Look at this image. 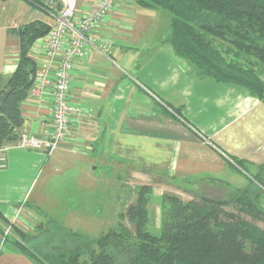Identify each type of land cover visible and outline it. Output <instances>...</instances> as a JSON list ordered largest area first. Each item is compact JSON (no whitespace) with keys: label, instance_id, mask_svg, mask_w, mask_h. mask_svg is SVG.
<instances>
[{"label":"crops","instance_id":"1","mask_svg":"<svg viewBox=\"0 0 264 264\" xmlns=\"http://www.w3.org/2000/svg\"><path fill=\"white\" fill-rule=\"evenodd\" d=\"M77 1L85 11L97 0ZM113 1L93 35L109 50H90L73 62L71 102L77 112L69 140L53 152L22 149L18 142L0 149V212L25 233H36L35 225L50 219L61 222V211L50 208L64 207V197H53L49 186L70 160L106 159L130 166L150 182L156 175L169 177L177 192L194 186L191 192L219 195L223 188L250 186L264 166V102L244 87L200 78L189 62L176 57L167 37L159 35V24H152L161 16L169 27L172 17L166 11L142 8L136 0L131 5ZM66 3L0 0L1 76H10L19 62L20 41L13 31L33 21L52 28ZM44 52L41 38L29 53L39 71ZM55 66L44 93L22 103L20 135L50 137ZM260 80L264 83V72ZM0 264L35 263L0 248Z\"/></svg>","mask_w":264,"mask_h":264},{"label":"trees","instance_id":"2","mask_svg":"<svg viewBox=\"0 0 264 264\" xmlns=\"http://www.w3.org/2000/svg\"><path fill=\"white\" fill-rule=\"evenodd\" d=\"M136 4L171 14L166 42L200 78L244 87L264 102V0ZM50 30L44 22L33 21L13 31L20 41V58L10 76L0 75V149L20 139L22 103L39 71L29 53ZM152 193L150 186L140 187L128 207L123 220L131 229L120 224L97 239L67 233L52 219L36 233L14 227L17 237H4V225L11 224L0 212L1 252L23 254L35 264H264V229L244 217L264 219V166L253 176V184L232 189L226 197L207 192L187 201L163 194L156 233L149 227Z\"/></svg>","mask_w":264,"mask_h":264},{"label":"rangeland","instance_id":"3","mask_svg":"<svg viewBox=\"0 0 264 264\" xmlns=\"http://www.w3.org/2000/svg\"><path fill=\"white\" fill-rule=\"evenodd\" d=\"M131 5V0H118ZM130 2V3H129ZM136 4V1H134ZM171 15L169 12H162ZM167 22L161 19L160 22L153 20V25L159 24L157 29L160 36H169ZM155 30V29H153ZM91 163L90 160H70L66 163L61 173H54L50 180L49 188L53 190V197H64V207H52L50 210L61 211V222H59L67 233L84 235L90 239H97L103 233L118 229L120 224L131 229V225L124 221L128 207L135 203L140 187L150 186L152 188L151 203L149 206L150 229L156 233L161 222V197L163 194L170 193L181 196L184 200H190L200 194H207V191H194V186L189 187V191H176L175 182L169 177L156 175L150 182L147 178L139 175V172L130 166L113 163L104 160L103 163ZM244 171V170H243ZM245 172V171H244ZM196 187L195 189H198ZM200 189V188H199ZM179 190V189H178ZM231 192L229 188H223L220 195L226 197ZM216 195L217 193H210ZM217 196V195H216ZM260 202L264 208V194ZM66 214L65 221L62 218ZM59 216V217H60ZM260 228L264 229V219L254 220L244 216ZM45 221V220H44ZM6 231L13 238L14 225H4ZM37 230L39 225H35ZM12 227V228H11ZM12 234V235H11ZM32 234V233H28ZM1 240V239H0Z\"/></svg>","mask_w":264,"mask_h":264},{"label":"built area","instance_id":"4","mask_svg":"<svg viewBox=\"0 0 264 264\" xmlns=\"http://www.w3.org/2000/svg\"><path fill=\"white\" fill-rule=\"evenodd\" d=\"M114 7L113 0H97L94 6L85 11L79 8L77 0H67L65 10L56 18V24L43 40L45 42V60L38 72L35 83L30 90V97L44 93L48 84V73L54 67L52 87L53 115L52 133L42 139L32 135H21L18 146L22 149H46L53 152L60 144L71 137V119L77 108L71 102V79L73 62L81 59L90 50H102L107 53L109 45L99 46L93 36L94 32L110 14ZM58 63H54L55 59ZM4 158L0 150V166ZM8 231L6 232L7 235Z\"/></svg>","mask_w":264,"mask_h":264}]
</instances>
